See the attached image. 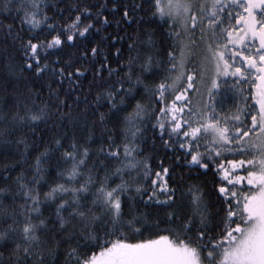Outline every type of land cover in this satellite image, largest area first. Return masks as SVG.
<instances>
[{
  "label": "snow or ice",
  "instance_id": "6c2138e0",
  "mask_svg": "<svg viewBox=\"0 0 264 264\" xmlns=\"http://www.w3.org/2000/svg\"><path fill=\"white\" fill-rule=\"evenodd\" d=\"M0 264H264V0H0Z\"/></svg>",
  "mask_w": 264,
  "mask_h": 264
},
{
  "label": "trees",
  "instance_id": "16d2710c",
  "mask_svg": "<svg viewBox=\"0 0 264 264\" xmlns=\"http://www.w3.org/2000/svg\"><path fill=\"white\" fill-rule=\"evenodd\" d=\"M107 2H108V6H109V8H111V3H112V0H107ZM130 2H134V0H130ZM120 15V13L119 12H117L116 13V17H118ZM116 17H112V19L113 20H115L116 19ZM135 27V24H132L131 26H122L119 30L118 29H116V27H115V25H113L112 27H110V28H108V29H106V31H108V32H110V33H112V34H116V32L117 31H120L121 32V34L123 33V31L125 30V28H127V31H132V29ZM148 27H151V25H149ZM116 46H119L118 44L117 45H114L113 46V48L114 47H116ZM77 49H75V48H73V49H69V51H72V52H75ZM65 59H67V57H64ZM75 66H83L82 65V63H79V64H77V65H75ZM82 79H83V77H82Z\"/></svg>",
  "mask_w": 264,
  "mask_h": 264
}]
</instances>
